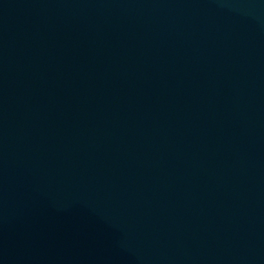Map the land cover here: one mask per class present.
Segmentation results:
<instances>
[{
	"label": "water",
	"instance_id": "1",
	"mask_svg": "<svg viewBox=\"0 0 264 264\" xmlns=\"http://www.w3.org/2000/svg\"><path fill=\"white\" fill-rule=\"evenodd\" d=\"M0 264H264V0H0Z\"/></svg>",
	"mask_w": 264,
	"mask_h": 264
}]
</instances>
